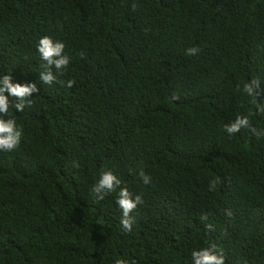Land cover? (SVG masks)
Segmentation results:
<instances>
[{"label": "trees", "instance_id": "trees-1", "mask_svg": "<svg viewBox=\"0 0 264 264\" xmlns=\"http://www.w3.org/2000/svg\"><path fill=\"white\" fill-rule=\"evenodd\" d=\"M44 36L69 57L51 85ZM5 74L39 92L4 117L23 136L0 151V264H193L212 245L264 264V136L225 131L264 130V0H0ZM104 170L142 196L131 232L118 189L91 192Z\"/></svg>", "mask_w": 264, "mask_h": 264}, {"label": "clouds", "instance_id": "clouds-1", "mask_svg": "<svg viewBox=\"0 0 264 264\" xmlns=\"http://www.w3.org/2000/svg\"><path fill=\"white\" fill-rule=\"evenodd\" d=\"M135 7V5H133ZM65 44L62 41H54L51 37H42L37 45L38 53L41 59L45 62L41 65L43 71L39 73V80L51 85L57 82L58 74H63V71L69 65V57L64 55ZM199 52L198 47H190L186 51V55L194 56ZM63 83V82H61ZM73 80L67 81V87H72ZM238 90L239 85L237 86ZM259 88V80L252 79L243 85V93L250 97H257ZM39 88L36 83H13L11 75L0 76V151L11 152L20 145L23 130L17 127L14 118H7L10 108L23 112L26 106L32 103L31 97L34 93H38ZM11 98V99H10ZM12 100L15 103L12 104ZM257 111L264 113V104L257 103ZM241 129H249L253 135L257 137L264 136V130H259L251 126L247 116H238L233 122L225 125V131L229 135H234ZM145 184L150 183V177L143 170L139 173ZM218 181L213 179L209 183V189L214 191ZM118 189V192H117ZM91 192L97 200H104L105 196L112 192H117L116 204L122 210L121 225L122 230L131 232L134 223V218L131 213L143 203L141 195H135L128 190L127 187H121V180L111 171L104 170L101 172L99 179L92 186ZM231 214L230 212L228 213ZM206 218V217H205ZM193 264H225L223 255L217 254L215 245L208 248L193 250L191 253ZM115 264H127L124 260H117Z\"/></svg>", "mask_w": 264, "mask_h": 264}]
</instances>
